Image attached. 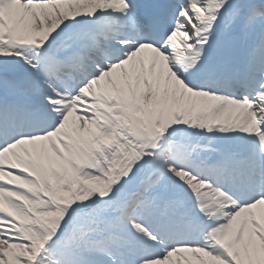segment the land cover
<instances>
[{
  "label": "snow or ice",
  "instance_id": "obj_1",
  "mask_svg": "<svg viewBox=\"0 0 264 264\" xmlns=\"http://www.w3.org/2000/svg\"><path fill=\"white\" fill-rule=\"evenodd\" d=\"M0 264H264V0H0Z\"/></svg>",
  "mask_w": 264,
  "mask_h": 264
}]
</instances>
